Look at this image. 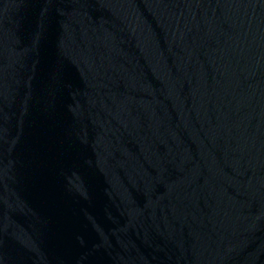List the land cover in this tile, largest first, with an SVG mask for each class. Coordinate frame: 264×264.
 I'll list each match as a JSON object with an SVG mask.
<instances>
[{
    "label": "water",
    "instance_id": "95a60500",
    "mask_svg": "<svg viewBox=\"0 0 264 264\" xmlns=\"http://www.w3.org/2000/svg\"><path fill=\"white\" fill-rule=\"evenodd\" d=\"M0 264H264V0H0Z\"/></svg>",
    "mask_w": 264,
    "mask_h": 264
}]
</instances>
